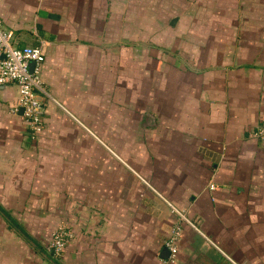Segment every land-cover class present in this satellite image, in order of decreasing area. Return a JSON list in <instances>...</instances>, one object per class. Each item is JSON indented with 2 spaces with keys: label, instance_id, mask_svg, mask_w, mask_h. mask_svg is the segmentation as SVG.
Returning <instances> with one entry per match:
<instances>
[{
  "label": "crops",
  "instance_id": "obj_1",
  "mask_svg": "<svg viewBox=\"0 0 264 264\" xmlns=\"http://www.w3.org/2000/svg\"><path fill=\"white\" fill-rule=\"evenodd\" d=\"M0 20L44 53L39 133L0 86V264H163L172 208L176 264H264V0H0Z\"/></svg>",
  "mask_w": 264,
  "mask_h": 264
},
{
  "label": "built area",
  "instance_id": "obj_2",
  "mask_svg": "<svg viewBox=\"0 0 264 264\" xmlns=\"http://www.w3.org/2000/svg\"><path fill=\"white\" fill-rule=\"evenodd\" d=\"M11 38V34L3 30L0 20V86L13 84L18 88L17 108L21 109L22 118L29 131L32 134H37L41 131L43 125V103L39 100L38 96L44 90L43 81L40 78L44 53L41 47H14L11 44ZM30 63L34 64L31 73L29 72ZM254 137L264 141V127L255 130ZM213 189L214 187L210 186V190ZM172 211L179 218L178 223L173 226L168 238L164 242V248L168 252V257L163 264H176L178 242L181 238V225L184 223L181 214L173 208ZM189 226L191 225L189 224ZM70 239L71 232L65 227H60L54 232V240L47 249L54 257H57L67 246ZM226 260L227 264H236L229 258H226Z\"/></svg>",
  "mask_w": 264,
  "mask_h": 264
},
{
  "label": "rangeland",
  "instance_id": "obj_3",
  "mask_svg": "<svg viewBox=\"0 0 264 264\" xmlns=\"http://www.w3.org/2000/svg\"><path fill=\"white\" fill-rule=\"evenodd\" d=\"M108 147V146H107ZM179 212V211H178ZM180 213V212H179ZM181 216L183 217V222H184V224H186V225H188L189 226V224H190V222L188 221V219L186 218V216L184 215V214H182L181 213ZM186 221V222H185ZM188 222V223H187ZM60 227H63L62 225H60V226H58L57 228H55L54 229V231L52 232V234H51V239H50V243L54 240V232H56V230L58 229V228H60ZM66 228V227H65ZM50 243H49V245H50ZM48 245V246H49ZM231 261H233L234 263H236V264H245V263H241V262H239L238 260H236L235 258H231V257H228Z\"/></svg>",
  "mask_w": 264,
  "mask_h": 264
},
{
  "label": "trees",
  "instance_id": "obj_4",
  "mask_svg": "<svg viewBox=\"0 0 264 264\" xmlns=\"http://www.w3.org/2000/svg\"><path fill=\"white\" fill-rule=\"evenodd\" d=\"M31 133V132H30ZM10 222H11V224H10V226L12 227V228H14L16 231H18V232H20L24 237H26V238H30L29 236H28V234L17 224V223H15V222H13V221H11L10 220ZM52 255V254H51ZM53 256V255H52Z\"/></svg>",
  "mask_w": 264,
  "mask_h": 264
},
{
  "label": "water",
  "instance_id": "obj_5",
  "mask_svg": "<svg viewBox=\"0 0 264 264\" xmlns=\"http://www.w3.org/2000/svg\"><path fill=\"white\" fill-rule=\"evenodd\" d=\"M33 68H34V64L33 63H30L29 64V72L30 73L33 71Z\"/></svg>",
  "mask_w": 264,
  "mask_h": 264
}]
</instances>
